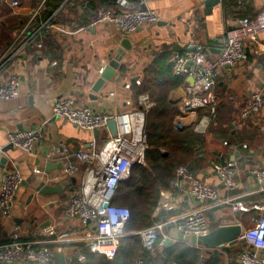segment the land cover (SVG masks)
<instances>
[{
  "label": "crops",
  "instance_id": "obj_1",
  "mask_svg": "<svg viewBox=\"0 0 264 264\" xmlns=\"http://www.w3.org/2000/svg\"><path fill=\"white\" fill-rule=\"evenodd\" d=\"M116 1L51 0L31 22L30 16L38 0H20L21 6L17 8L11 6L10 0H0V58L10 49L19 51L10 62L0 66V81L16 75L22 82L18 98L0 102V146L4 148L0 179L5 170L12 168L19 169L24 179L11 218L5 220L0 216V247L8 243L16 223L22 225L26 236L34 240L47 239L50 229L58 233L90 229L64 215L72 190L80 184L83 166L74 177L66 176L64 169L46 175L48 162L64 164V168L76 163L75 153L82 146L87 148L94 139V133L56 118L54 106L57 100L73 97L78 103L99 111H135L139 109L138 97L141 95L136 92V82H140L137 86L142 85L146 71L155 62L161 72L158 79L166 80L173 75L169 64L171 54L188 50L194 41L215 60L221 54L228 21L235 17L253 18L264 9V0H219L211 8L206 5L208 0H129L135 9L145 6L155 10L159 22L144 26L131 36H124L112 25H101L89 33L81 30L102 7L122 11ZM24 20H27L26 25L19 29ZM30 23H37L48 36H41L38 43L42 47L39 49L35 44L36 51L21 42ZM129 44L131 48L127 49ZM245 46L246 61L238 68L219 70L218 116L207 134L196 133L203 137V143L198 146L200 150L192 170L204 183L218 189L221 198L243 195V201L254 207L264 205V191L250 175L253 168L264 167V110L250 121L241 120V110L250 92L264 93V32L247 40ZM119 50L123 52L121 55ZM119 55L123 58V70L95 92L102 68ZM128 84H131L130 88H126ZM187 85L186 81L169 94L177 110L174 126L178 130L193 129V123L209 113L207 109L181 113ZM34 127H43L45 138L33 154L8 144V132ZM108 136H111L110 131L105 133L100 144ZM61 145L69 151V157L62 159L61 154L55 160L48 158L46 153H52ZM225 161L238 165L236 181L239 185L235 191L225 188L214 169L215 163ZM35 168H40L43 173L36 175ZM41 182L50 186L64 184L66 189L60 194L42 196L36 191ZM170 193L172 208L165 211L164 217L158 216L157 222L183 216L199 206L189 195L186 185ZM260 215L261 212L254 208L248 213L234 214L229 205L214 207L208 213L213 229L238 224L248 228L254 226ZM74 244L88 248L84 241L50 246L55 257L62 254L70 264L68 258L77 254ZM243 248V244L238 243L218 250L224 258L223 264H233Z\"/></svg>",
  "mask_w": 264,
  "mask_h": 264
},
{
  "label": "built area",
  "instance_id": "obj_2",
  "mask_svg": "<svg viewBox=\"0 0 264 264\" xmlns=\"http://www.w3.org/2000/svg\"><path fill=\"white\" fill-rule=\"evenodd\" d=\"M50 0H38L37 6L30 16L31 22L39 16L48 6ZM11 6H21L20 0H10ZM117 6L122 11L102 7L81 27L85 33L101 25H112L118 28L124 36H131L147 25H156L159 16L153 9L133 8L129 0H117ZM30 22V21H29ZM31 24V23H30ZM227 31L222 40L221 54L213 60L209 52L198 42H191L188 50L174 52L170 56L169 64L175 77L187 81L194 80V85H187L186 98L181 113L186 114L207 109L208 114L199 122L195 121L194 131L205 135L212 123L217 119L219 99L217 86L219 70L238 68L247 59L246 41L255 38L264 32V9L255 17H235L228 21ZM41 48L40 43H36ZM10 49L0 58V66L6 57L18 54ZM12 53V54H11ZM9 54H11L9 56ZM140 84L139 81L136 82ZM131 84L126 85L130 88ZM22 82L16 75H10L0 81V102L9 101L19 97ZM139 109L131 112L120 113L115 111H99L78 103L73 97L60 98L54 106L57 119L67 121L80 129L94 133L100 131L98 139H94L86 148L82 146L76 153V163H71L64 168L66 176L74 177L83 166L80 184L72 190L71 197L64 207V215L72 221H80L84 226H89V231L79 229L58 233L55 229L48 231L47 239H30L20 224H14L8 243L0 247V262L4 264H60L50 245L73 244L76 241L88 243V249L112 260L118 254L122 240L129 235H139L142 244L147 249L156 245L163 246L169 237L168 227L183 230L185 234L203 236L213 230L208 213L217 206H230L234 214L250 212L253 208L261 212L254 226L243 228L239 236V243L244 248L238 259L233 264H264V205H247L243 195L234 198H221L218 189L204 183L186 167L177 170L176 178L171 183L170 189H178L186 185L191 198L199 206L180 217L155 222L153 226L143 231L128 234L126 225L131 218L129 209L114 204L117 189L122 182L130 181L132 170L136 165H144L145 157L150 145L146 133V117L155 107V102L147 94L138 97ZM264 110V93L250 92L241 110V120L255 119ZM113 121L117 125L116 136H108V123ZM45 138L43 127H34L21 131H10L7 134L8 144L33 154L37 145ZM62 154V155H61ZM4 155V148L0 146V159ZM62 159L69 157V151L61 145L49 152L48 158ZM55 160V159H54ZM214 169L228 191L238 188L236 176L238 165L235 162L225 161L215 163ZM34 173L41 175L43 171L35 168ZM250 175L260 184L264 191V167H255L250 170ZM24 184V179L17 168L7 169L0 179V216L10 219L15 206L17 195ZM170 190L161 192L160 200L154 212L158 217L162 212L172 208ZM162 238L160 242L159 238ZM72 261V257L68 258ZM79 261L86 262L84 255ZM138 264H142L141 261Z\"/></svg>",
  "mask_w": 264,
  "mask_h": 264
},
{
  "label": "trees",
  "instance_id": "obj_3",
  "mask_svg": "<svg viewBox=\"0 0 264 264\" xmlns=\"http://www.w3.org/2000/svg\"><path fill=\"white\" fill-rule=\"evenodd\" d=\"M105 1L108 0H103ZM27 20L20 23L19 29L26 25ZM27 32L21 42L33 51H36L35 44L40 41L41 36L48 37L46 30H41L37 23L31 24ZM159 71L160 67L155 62L153 67L146 71L142 85H136L138 95L147 93L156 103V107L146 117V133L150 145L145 157L146 163L133 168L132 178L119 185L114 199L115 205L125 207L131 212V218L125 229L128 234L148 229L158 221L157 217H154V212L162 190L170 188L180 166L188 165L192 169L199 150L198 146L203 143V137L194 133L192 128L178 130L174 126L177 110L175 104L170 101L169 94L184 85L186 81L174 75L166 80H160ZM161 240L160 237L158 242ZM72 246L77 254L72 255L70 264H138L139 261L142 264H223L224 262L223 256L218 251L195 248L185 243L177 242L170 246L158 244L152 249H147L143 246L139 235L125 237L118 254L112 260L92 253L81 244ZM82 255L86 257L85 263L79 261Z\"/></svg>",
  "mask_w": 264,
  "mask_h": 264
},
{
  "label": "water",
  "instance_id": "obj_4",
  "mask_svg": "<svg viewBox=\"0 0 264 264\" xmlns=\"http://www.w3.org/2000/svg\"><path fill=\"white\" fill-rule=\"evenodd\" d=\"M218 1L219 0H208L206 5L209 8H211L212 6L218 4ZM142 9H146V7L143 6ZM210 11L211 10H209V12ZM126 48L130 49L131 45L130 44L129 46L127 45ZM119 53L121 55L123 53L122 50H119ZM120 55L117 58H114L113 60H111L106 66L102 68L100 78L94 86L95 92H99V90L102 88V86L105 84L106 81L112 80V78L118 73L119 70L121 71L123 70L122 69L123 66L121 65V61L123 58ZM187 83L190 86H193L194 80L192 78H188ZM108 129L112 136H116L117 125L115 122L110 121L108 123ZM94 136H95V139H98L100 136V131L98 130L94 131ZM48 154L49 152L46 153V155ZM58 169L63 170L64 164L58 165V164H54L53 162H48L47 169H46V175H49L53 170H58ZM65 189H66V185L64 186V184L50 186V185H47L45 182H41L37 186L36 191L42 196H50L54 194H60L64 192ZM161 215L165 216L166 212H162ZM242 230L243 228L239 224L238 225H226V226H220L218 228L213 229L207 235L197 237L194 235L185 234L183 230L173 228V227H168L167 232L169 233V237L165 240L164 246L174 245L177 242H179V243L189 244L190 246L195 247V248H204L209 251H218L226 247L237 245L239 243L238 239L242 233ZM56 259L59 261L60 264H67L66 259L64 255L62 254H57Z\"/></svg>",
  "mask_w": 264,
  "mask_h": 264
},
{
  "label": "rangeland",
  "instance_id": "obj_5",
  "mask_svg": "<svg viewBox=\"0 0 264 264\" xmlns=\"http://www.w3.org/2000/svg\"><path fill=\"white\" fill-rule=\"evenodd\" d=\"M13 49H14V48H13ZM13 49H12V51H13ZM10 55H11V54H9V56H10ZM8 59H9V60L6 61V60H7V57H6V59H5L3 62H10V61H11V58H8ZM146 94H147V93H146ZM147 95H149V94H147ZM149 96H150V95H149ZM150 98H151V96H150ZM151 99H152V98H151ZM152 100H153V99H152ZM153 101H154V100H153ZM193 130H194V127H193ZM199 150H200V149H199ZM199 150H197V152H198ZM162 152H165V151L162 150ZM180 167H186V168H189L188 165H182V166H180ZM180 167H179V168H180ZM179 168H178V169H179ZM189 169H190V168H189ZM190 170L193 172L192 169H190ZM193 173H194V172H193ZM194 174H195V173H194ZM195 175H196V174H195ZM197 178H198V177H197ZM198 179H199V178H198ZM200 180H201V179H200ZM173 181H174V180H173ZM173 181H172V182H173ZM201 181H202V180H201ZM172 182H171V183H172ZM170 187H171V185H170ZM179 188H180V187H179ZM179 188H178V189H179ZM175 189H176V188H175ZM167 190L172 191L170 188L167 189ZM162 191H163V190H162ZM161 214H162V213H161ZM177 217H178V216H177ZM174 218H176V217H174ZM239 244H241V243H239Z\"/></svg>",
  "mask_w": 264,
  "mask_h": 264
}]
</instances>
